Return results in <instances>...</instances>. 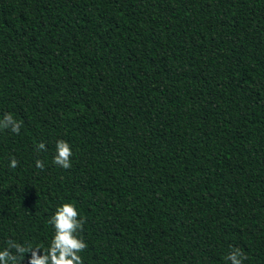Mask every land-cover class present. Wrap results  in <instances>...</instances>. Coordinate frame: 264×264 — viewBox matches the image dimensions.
I'll return each instance as SVG.
<instances>
[{"label":"trees","instance_id":"16d2710c","mask_svg":"<svg viewBox=\"0 0 264 264\" xmlns=\"http://www.w3.org/2000/svg\"><path fill=\"white\" fill-rule=\"evenodd\" d=\"M4 113L0 249L71 202L84 264H264V0H0Z\"/></svg>","mask_w":264,"mask_h":264},{"label":"clouds","instance_id":"9594fccd","mask_svg":"<svg viewBox=\"0 0 264 264\" xmlns=\"http://www.w3.org/2000/svg\"><path fill=\"white\" fill-rule=\"evenodd\" d=\"M21 127L22 122L11 113H4L0 118V130H10L18 135ZM36 147L38 150H46V145L42 142ZM72 155L70 144L64 140H57L53 163L67 170L72 167ZM17 166L16 158L10 157L9 167L14 169ZM35 166L43 170L44 162L37 159ZM48 223L53 227V235L48 246L43 250V254H40L41 248L38 246L34 247L31 244L25 246L14 240H9L7 247L0 249V264H21L27 253H31L29 264H84L80 253L87 248V243L80 233L83 231L85 220L81 217L76 206L71 202L59 204ZM226 259L230 261V264H243L247 257L239 247H234Z\"/></svg>","mask_w":264,"mask_h":264}]
</instances>
